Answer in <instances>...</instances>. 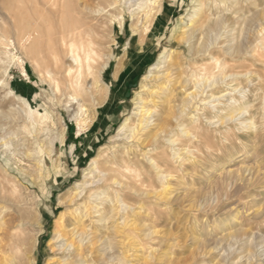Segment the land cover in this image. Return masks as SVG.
<instances>
[{"label":"rangeland","instance_id":"374dc122","mask_svg":"<svg viewBox=\"0 0 264 264\" xmlns=\"http://www.w3.org/2000/svg\"><path fill=\"white\" fill-rule=\"evenodd\" d=\"M143 1L0 0V264H52L75 193L142 152L164 154L169 185L128 191L137 214L99 229L90 264H264V0ZM75 22L92 50L75 42L59 74L54 33ZM138 98L155 119L171 107L174 144L118 134Z\"/></svg>","mask_w":264,"mask_h":264},{"label":"bare ground","instance_id":"6f19581e","mask_svg":"<svg viewBox=\"0 0 264 264\" xmlns=\"http://www.w3.org/2000/svg\"><path fill=\"white\" fill-rule=\"evenodd\" d=\"M155 1L156 0H144L140 4L137 3L139 4L141 12L147 15L154 9L153 3H155ZM193 16L194 14L189 16V21H191ZM85 25L87 26V23L85 22H75L65 27H58L59 29L54 33L55 47L53 63L58 69L59 74L62 72V61L64 60V57H68L74 64H80V57L76 52L75 42H78L84 47V49L86 48L84 50L86 54L92 50L91 44H93V39L85 37V29L82 28ZM28 26L29 25L27 24V26L23 28L22 24H19V33L21 36L28 34ZM185 26H190V24L186 23ZM130 44L131 41L129 42V46ZM171 53L172 51H170V54ZM162 57L163 54L159 61L163 59ZM158 65L159 62L150 68V70L152 72L157 70ZM171 66L173 67L174 64L172 63ZM71 68L72 67L69 66V68L65 69L63 72L68 71L66 75H69ZM72 86L76 88L80 87L79 82H75ZM196 97V95L187 94L185 97L186 99L184 98L183 103L179 108V116L186 114L187 108L193 103ZM136 104L138 105L134 107L132 114L137 115L138 119L131 124L128 122L124 124L120 128L118 134H121V131L126 130L129 133L126 138L140 140V144L144 147H149L151 144H157L161 138H163L161 140L168 142V144H174V139H171L170 137L164 138L166 132L173 129L174 121L177 120V116L171 112V107L168 108V112L165 116L158 117L157 120L153 117V112L145 105L142 98H138ZM229 106L231 108L233 105L230 104ZM171 114L172 116L170 120L169 115ZM140 156L145 160L147 159L146 162L135 157L131 159L132 161L130 160L133 163H126L123 168H112L108 172L102 170L100 171L102 173L101 176H97L96 179H90L86 182L87 184L75 193L70 200L71 204L68 211L66 213H61L57 219L58 225L56 226L54 234L56 249L54 248L55 250L52 249V251H55L58 256L56 258L54 257L55 259L52 258V264H90L97 261L99 258L98 242L102 240V237L98 232L99 229L106 227L111 230V234L109 235L116 237L121 228L119 220L123 218L120 216L116 217L118 216L119 211L124 212L127 217L137 214L135 205L124 201L123 197H129L131 195L126 193L129 191L140 196L146 193H153L156 195L168 187L170 175L168 171L164 169L166 164H168L164 154L158 153L156 159L154 157H146L147 155L145 152L140 153ZM121 160L122 158L119 156L115 161ZM145 166L147 169L152 168L154 170L155 179L162 184L160 190L149 191L145 189L148 186L151 187L154 185V181L150 176V170L144 169ZM92 170L94 169L92 168L91 171ZM118 176L120 178H127L128 182L123 183L118 179ZM121 222L123 225H126V218H123ZM1 224L2 223H0V229H2V225H5L4 223ZM9 226L6 225L4 227L8 238L13 236V234L8 231L11 229ZM126 235L128 234L126 233Z\"/></svg>","mask_w":264,"mask_h":264}]
</instances>
